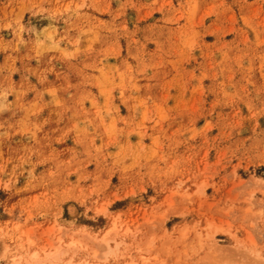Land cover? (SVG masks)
Instances as JSON below:
<instances>
[{
  "label": "rangeland",
  "instance_id": "1",
  "mask_svg": "<svg viewBox=\"0 0 264 264\" xmlns=\"http://www.w3.org/2000/svg\"><path fill=\"white\" fill-rule=\"evenodd\" d=\"M0 264H264V0H0Z\"/></svg>",
  "mask_w": 264,
  "mask_h": 264
}]
</instances>
